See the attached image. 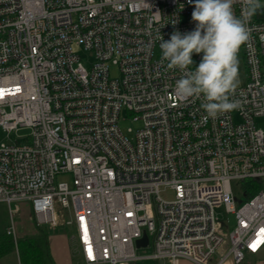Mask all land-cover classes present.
Segmentation results:
<instances>
[{
    "label": "built area",
    "instance_id": "built-area-1",
    "mask_svg": "<svg viewBox=\"0 0 264 264\" xmlns=\"http://www.w3.org/2000/svg\"><path fill=\"white\" fill-rule=\"evenodd\" d=\"M195 2L0 0L7 234L15 238L16 205L29 201L38 226L65 229L68 214L85 264H212L215 255L214 264H243L264 253V8L238 52L246 81L230 100L239 106L213 119L202 95L176 96L182 73L160 62V36L195 29ZM243 7L233 0L237 17ZM76 46L92 53L89 66ZM123 111L142 122L133 139L119 127ZM233 182L244 185L239 208ZM249 182L261 186L252 197ZM218 208L235 215L233 229Z\"/></svg>",
    "mask_w": 264,
    "mask_h": 264
},
{
    "label": "clouds",
    "instance_id": "clouds-1",
    "mask_svg": "<svg viewBox=\"0 0 264 264\" xmlns=\"http://www.w3.org/2000/svg\"><path fill=\"white\" fill-rule=\"evenodd\" d=\"M191 2V0H190ZM264 8L261 0H244L240 17L233 11V0H196L192 21L193 31L181 34L175 31L169 41L160 36L161 64L167 61L168 69L182 73L175 84L180 99L203 96L202 107L207 118L238 107L230 100L238 87V52L248 42V22ZM202 59L194 70L193 54Z\"/></svg>",
    "mask_w": 264,
    "mask_h": 264
},
{
    "label": "rangeland",
    "instance_id": "rangeland-1",
    "mask_svg": "<svg viewBox=\"0 0 264 264\" xmlns=\"http://www.w3.org/2000/svg\"><path fill=\"white\" fill-rule=\"evenodd\" d=\"M75 50L80 54L82 57L83 63L86 66H89V63L93 62V55L92 53L86 52L83 50L82 47L76 46ZM198 54H193L192 59L194 60L197 57ZM194 62V61H193ZM194 66V64H193ZM111 69V76L113 78L119 77V69L117 66L112 65L110 66ZM245 78H246V67L244 64V60L241 55H238V80L239 84L238 86L244 85L245 83ZM119 127L121 128V131L125 136H127L129 139H133L137 130H139L142 127V122L141 121H134L133 117L130 116L126 111H123L122 116L119 121ZM30 133L29 129H23L20 130L17 133H12V136H21V135H28ZM3 141H8L6 137V133L2 130L0 127V142ZM242 186V187H241ZM243 184H240L239 182H233V189L235 192L236 197L238 198V201L236 203L237 208H239L243 203L246 202V197L244 196V188ZM164 197H171V195H164ZM20 213L19 215H16V225L21 228L20 232H18V237H22V232L26 230V228L31 227L32 223V218L34 216L33 212V207L32 203L29 201L26 202H20ZM8 207L5 204H0V228L1 226L3 227V222L4 219H8ZM216 214L218 219L222 221H228L229 222V228L233 229L235 226V215L232 213L226 212L224 208H218L216 209ZM69 219L68 214L64 215L60 219V223L62 227H65L64 230L68 232V236L71 237L73 234H75V229L73 227L65 226L66 220ZM47 227V226H45ZM153 251L152 246L146 247V248H141L138 250L139 254H149ZM260 256L264 257V253H262ZM82 263V262H81ZM138 264H155L153 261H145V262H139ZM169 264V262H167Z\"/></svg>",
    "mask_w": 264,
    "mask_h": 264
},
{
    "label": "crops",
    "instance_id": "crops-1",
    "mask_svg": "<svg viewBox=\"0 0 264 264\" xmlns=\"http://www.w3.org/2000/svg\"><path fill=\"white\" fill-rule=\"evenodd\" d=\"M26 202V201H24ZM0 204H5L0 202ZM7 205V204H5ZM20 204L16 205L19 209L20 213ZM8 207V205H7ZM9 211V207H8ZM19 213L17 215H19ZM32 225L29 228H26L24 232H22V237H18V232H20L21 228L16 225V216L14 219L15 224V238H14V249H12L7 254L0 257V264H44L43 262L30 261L28 259H22L20 255V249L18 245V241L25 240L30 237H36L39 235V226L37 225L35 218H32ZM3 227L0 228V235L7 233L8 228L11 225L10 211L8 213V219H4ZM44 227V226H43ZM49 230V249L51 253V259L48 263L50 264H85L83 255L78 245V242L73 238V236L69 237L68 232L64 229H52L50 227H46ZM218 260V255H215L211 260L212 264H214ZM32 262V263H31ZM82 262V263H81ZM179 264H194L188 260H181ZM223 264H236L232 258H228ZM243 264H264V257L260 255H251L246 254V258Z\"/></svg>",
    "mask_w": 264,
    "mask_h": 264
},
{
    "label": "trees",
    "instance_id": "trees-1",
    "mask_svg": "<svg viewBox=\"0 0 264 264\" xmlns=\"http://www.w3.org/2000/svg\"><path fill=\"white\" fill-rule=\"evenodd\" d=\"M248 189V196L252 197L255 194V190L261 186L253 185V183H245ZM253 190V191H252ZM39 235L36 237H30L25 240L18 241L20 255L22 259H28L30 261L48 263L51 259V253L49 249V230L44 226H39ZM14 237L7 233L0 235V257L14 249ZM32 263V262H31Z\"/></svg>",
    "mask_w": 264,
    "mask_h": 264
},
{
    "label": "water",
    "instance_id": "water-1",
    "mask_svg": "<svg viewBox=\"0 0 264 264\" xmlns=\"http://www.w3.org/2000/svg\"><path fill=\"white\" fill-rule=\"evenodd\" d=\"M137 245H138V247L147 246L148 245V237H147V235H144V237L142 239L138 240L137 241ZM158 264H164V262L160 260L158 262Z\"/></svg>",
    "mask_w": 264,
    "mask_h": 264
}]
</instances>
